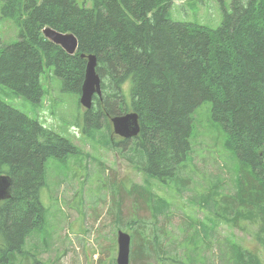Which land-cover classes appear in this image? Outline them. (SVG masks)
<instances>
[{
	"label": "trees",
	"instance_id": "1",
	"mask_svg": "<svg viewBox=\"0 0 264 264\" xmlns=\"http://www.w3.org/2000/svg\"><path fill=\"white\" fill-rule=\"evenodd\" d=\"M87 3L0 0V18L19 28L18 40L0 50V84L41 105L46 67L63 93L79 98L86 69L81 55L95 56L101 95L84 111L83 132L98 126L112 134L111 117L136 113L138 135L119 143L132 140L138 169L161 183L185 165L193 112L209 102L212 120L226 133V147L241 164L234 193L221 197L218 210L212 206L214 217L243 233L253 231L264 250V0H231L230 10L219 0L222 20L215 28L172 20L170 0ZM46 28L75 36L78 51L68 55L43 36ZM127 81L129 109L121 93ZM76 153L68 139L0 100V178L10 183L9 197L0 201V264H14L27 239L45 223L40 192L46 161ZM145 193L152 215L166 214L167 203ZM214 196L211 191L207 202L216 203ZM142 227L136 226L141 237ZM137 233L129 235L130 262L150 257L156 264H206L197 245L202 238L217 243L218 264H264L260 251L247 250L228 236L216 239L212 227L201 226L191 240L186 234L185 251L176 258L167 255L157 237H142L135 244Z\"/></svg>",
	"mask_w": 264,
	"mask_h": 264
},
{
	"label": "rangeland",
	"instance_id": "2",
	"mask_svg": "<svg viewBox=\"0 0 264 264\" xmlns=\"http://www.w3.org/2000/svg\"><path fill=\"white\" fill-rule=\"evenodd\" d=\"M77 1L81 4L83 0ZM170 1L168 11L174 21L215 28L222 20L219 0ZM223 1L230 10L231 0ZM18 32L12 20L0 18V50L17 41ZM41 83L44 90L41 105L1 84L0 100L68 139L78 153L64 160L46 161L45 186L40 192L45 223L27 239L14 264H116L118 232L131 236L138 232L137 225H143L142 237H157L159 246L175 258L185 251L182 240L186 234L189 240L193 239L201 226L214 228L216 239L228 236L247 250L260 251L264 258V250L251 236L253 231L243 233L214 217L221 197L234 193L241 164L226 147V133L212 120L209 102L193 112L191 153L185 165L173 179L161 183L138 169L139 154H135L132 140L120 145L121 139L109 134L105 127L96 126L83 132L85 109L79 98L63 93L60 81L46 67ZM130 90L131 83L127 81L121 87L127 109L131 105ZM114 112L118 113L116 105ZM145 191L154 200L167 203L166 214L156 218L152 215ZM211 191L218 194L214 196L216 203L207 202ZM142 237L137 233L135 244ZM197 245L199 254L208 259L206 264H218L216 242L201 238ZM153 250L156 254L155 247ZM129 264L156 262L149 257L142 263L137 260ZM159 264L172 263L166 260Z\"/></svg>",
	"mask_w": 264,
	"mask_h": 264
},
{
	"label": "water",
	"instance_id": "3",
	"mask_svg": "<svg viewBox=\"0 0 264 264\" xmlns=\"http://www.w3.org/2000/svg\"><path fill=\"white\" fill-rule=\"evenodd\" d=\"M43 36L50 42L60 46L68 55H74L78 51V42L72 34H63L46 28L42 31ZM86 59L84 82L79 97L80 105L89 110L92 107L93 97L101 95L100 79L96 74V58L93 55H81ZM113 134L123 139H131L139 133V122L136 113H127L110 118ZM10 183L8 178H0V201L9 197ZM130 236L122 231L117 234V257L116 264L130 263Z\"/></svg>",
	"mask_w": 264,
	"mask_h": 264
},
{
	"label": "bare ground",
	"instance_id": "4",
	"mask_svg": "<svg viewBox=\"0 0 264 264\" xmlns=\"http://www.w3.org/2000/svg\"><path fill=\"white\" fill-rule=\"evenodd\" d=\"M3 45H4V44H3ZM3 45H2V46H3ZM12 95H13V94H12Z\"/></svg>",
	"mask_w": 264,
	"mask_h": 264
}]
</instances>
